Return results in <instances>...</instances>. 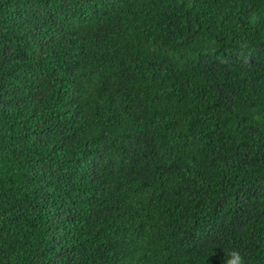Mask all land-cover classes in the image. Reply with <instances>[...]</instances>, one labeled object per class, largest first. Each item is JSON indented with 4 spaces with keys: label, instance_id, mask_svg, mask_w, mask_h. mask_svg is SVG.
Listing matches in <instances>:
<instances>
[{
    "label": "trees",
    "instance_id": "trees-1",
    "mask_svg": "<svg viewBox=\"0 0 264 264\" xmlns=\"http://www.w3.org/2000/svg\"><path fill=\"white\" fill-rule=\"evenodd\" d=\"M233 250L264 264V0H0V264Z\"/></svg>",
    "mask_w": 264,
    "mask_h": 264
},
{
    "label": "clouds",
    "instance_id": "clouds-1",
    "mask_svg": "<svg viewBox=\"0 0 264 264\" xmlns=\"http://www.w3.org/2000/svg\"><path fill=\"white\" fill-rule=\"evenodd\" d=\"M239 56L238 60L241 63V66L244 68L250 67L251 62V51L250 46L246 42L239 43ZM223 66H229L228 61L222 62ZM226 264H245V259L243 254L240 251L233 250L229 253V258L227 259Z\"/></svg>",
    "mask_w": 264,
    "mask_h": 264
}]
</instances>
